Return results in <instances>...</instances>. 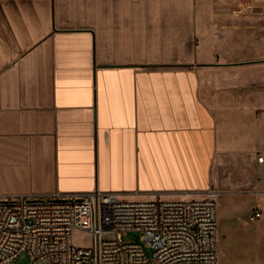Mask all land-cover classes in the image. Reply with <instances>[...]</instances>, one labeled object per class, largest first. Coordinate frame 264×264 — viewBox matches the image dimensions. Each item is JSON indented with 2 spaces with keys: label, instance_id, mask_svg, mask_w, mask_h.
I'll return each mask as SVG.
<instances>
[{
  "label": "crops",
  "instance_id": "1",
  "mask_svg": "<svg viewBox=\"0 0 264 264\" xmlns=\"http://www.w3.org/2000/svg\"><path fill=\"white\" fill-rule=\"evenodd\" d=\"M255 2L0 0V197L264 202Z\"/></svg>",
  "mask_w": 264,
  "mask_h": 264
},
{
  "label": "built area",
  "instance_id": "2",
  "mask_svg": "<svg viewBox=\"0 0 264 264\" xmlns=\"http://www.w3.org/2000/svg\"><path fill=\"white\" fill-rule=\"evenodd\" d=\"M263 163L262 157L258 158ZM127 201L113 192L0 197V264H219L217 202ZM255 211L252 220L259 219ZM90 235L89 247L73 243ZM129 233L138 242L123 240Z\"/></svg>",
  "mask_w": 264,
  "mask_h": 264
},
{
  "label": "rangeland",
  "instance_id": "3",
  "mask_svg": "<svg viewBox=\"0 0 264 264\" xmlns=\"http://www.w3.org/2000/svg\"><path fill=\"white\" fill-rule=\"evenodd\" d=\"M255 8L264 11V0H256ZM253 20L248 23H260L264 26V16ZM262 180H264V175L260 178V181ZM229 188L216 201L219 239L218 262L219 264H264V202L259 203L258 197L250 193H239L234 191L235 187ZM257 208L263 209L261 218L252 220L250 214H254ZM138 237L139 235L136 233H129L123 240L138 242ZM73 243L76 246L89 247L91 237L85 233L75 232ZM26 262L25 256L19 257L15 261L16 264H25Z\"/></svg>",
  "mask_w": 264,
  "mask_h": 264
}]
</instances>
